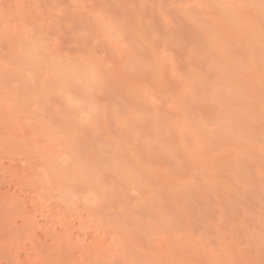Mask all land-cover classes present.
<instances>
[{
	"label": "snow or ice",
	"instance_id": "6c2138e0",
	"mask_svg": "<svg viewBox=\"0 0 264 264\" xmlns=\"http://www.w3.org/2000/svg\"><path fill=\"white\" fill-rule=\"evenodd\" d=\"M149 7L153 15L145 22ZM10 9L27 12L21 15L18 11L10 13ZM192 9L201 10L203 16L193 15ZM222 23L246 39V60L236 61L233 49L219 31ZM0 30L7 49L2 61L6 115L32 104L43 110L48 117L42 121L48 129L45 138L59 153L49 159L44 175L50 185L55 177L69 192L81 194L73 200V208H79L81 200L91 210H102L108 204L123 208L129 191L131 196L140 197L138 188L153 187L149 167L142 164L137 153L141 143L146 151H154L160 146L161 136L171 137L181 117L187 122L190 110L210 99L209 114L198 120V129L184 142V151L202 165L205 175L201 179L211 183L219 162V154L211 149L217 142L228 140L237 154L232 169L234 187L251 189L258 176L261 188V259L238 258L217 264H264V0L9 4L0 11ZM68 36L74 38L75 54L65 50ZM212 55L222 59L210 72L208 60ZM257 78L262 134L258 170L253 167L254 139L240 118L255 109ZM21 79L26 84L23 94L18 91L17 81ZM221 80L233 84L244 80L246 84L240 89ZM109 94L132 96L139 102L121 109L105 102ZM233 97H238V105L231 102ZM114 123L121 135L113 130ZM150 126L156 128V135L149 134L145 139L139 129ZM100 137L112 149L100 154L86 152V142ZM125 146H130L134 163L122 160ZM172 159H177L175 154ZM122 166L128 189L118 187L109 175ZM196 180L183 161L168 169L167 182L175 192L187 189ZM112 223L115 228L121 226L119 219ZM38 264L60 262L42 259ZM123 264L175 262L133 258Z\"/></svg>",
	"mask_w": 264,
	"mask_h": 264
},
{
	"label": "bare ground",
	"instance_id": "6f19581e",
	"mask_svg": "<svg viewBox=\"0 0 264 264\" xmlns=\"http://www.w3.org/2000/svg\"><path fill=\"white\" fill-rule=\"evenodd\" d=\"M200 2L258 3L259 0H184L181 3ZM27 3L36 4L34 0H0V11L4 5H27ZM9 11L10 13L18 11L21 15L27 12L26 9H10ZM192 14L203 16L199 9H192ZM219 31L229 47L233 49L236 61L246 60L247 41L243 35L232 26L223 23L219 25ZM5 51H7L5 38L0 30V262L3 264H7L8 261H13L14 264H38L42 259H48L59 261L60 264H94L95 261L100 263L102 260L112 264V261L127 260L124 252L129 247H134L137 253L143 255L148 261H171L175 264H217V262L233 259L227 252L229 246L224 245V242L220 243V251L208 249L205 244L198 241L190 242L189 246L193 253V258H190L175 252L164 235L158 236L155 233H152L154 237L150 238L153 242V249H143L137 247L135 243L124 242L117 228L112 226L105 230L96 222L93 210L84 206L82 200L79 208H73V200L81 194L69 192L67 186L55 181V177L50 185L48 178L44 175V170L49 167V159L59 153L56 152L51 141L45 138L44 133H47L48 129L43 127L42 121L48 117L43 110L32 104L30 107L6 115L2 86V61ZM238 54L241 57H237ZM213 57L215 63L222 59L219 55H213ZM17 83L18 91L23 94L26 89L25 81L21 79ZM220 83L240 89L245 87L240 82L233 84L230 80H221ZM256 89L258 92V78ZM125 96L134 104L139 102L135 97ZM257 101L259 109V96ZM142 102L147 103L146 100ZM187 125L181 117L177 126L173 128L175 142L183 157L193 165V170L202 177L205 175L202 165L192 160L184 151V142L188 136ZM88 147L89 142L87 141L86 148ZM259 147H252V150L258 151ZM221 148H228L232 151V163H228L231 166L237 158L233 146L214 147L211 152L216 153ZM123 151L125 155L122 160L126 163H134L135 156L131 148L125 146ZM140 160L143 165L149 167V174L153 177V187L138 188L141 196L134 197L133 206L141 208L152 198L166 196L175 211H181L176 198L178 192L171 190L168 185L167 170L159 165ZM122 167H120L122 178L126 179V169ZM228 167L225 168L224 165L225 169ZM220 174L222 175L221 172ZM215 179L211 183L201 179L200 184L208 189H213V187L215 189L218 183ZM126 184L128 185L127 182ZM221 187L219 186L223 190ZM220 189L216 188L217 191Z\"/></svg>",
	"mask_w": 264,
	"mask_h": 264
},
{
	"label": "rangeland",
	"instance_id": "374dc122",
	"mask_svg": "<svg viewBox=\"0 0 264 264\" xmlns=\"http://www.w3.org/2000/svg\"><path fill=\"white\" fill-rule=\"evenodd\" d=\"M183 1L184 0H34L36 4L41 5H67L73 3L153 5L160 3L178 4ZM27 5H32V3H27ZM152 15L153 9L149 7L146 10L145 22H147V19L152 17ZM195 42L197 44L200 43L199 40ZM64 47L69 54H75L76 44L72 36L66 37ZM237 57H241V55L238 54ZM213 59L214 57L212 55L208 60L210 72L213 71L216 64ZM213 76L215 75L213 74ZM239 82L242 85L246 84L244 80ZM104 99L106 103L116 105L121 109L126 108L130 104H134L125 95L109 94ZM231 102L234 105L240 103L238 97H233ZM210 104L211 100L209 99L207 104L200 103L195 105L188 113L187 139L191 138V134L193 133L191 130L198 129V120L201 116H207L209 114ZM257 105L258 101L256 102L254 110L242 113L240 116L245 125V131L250 132L254 139L252 147L256 148L260 146L259 142L262 135ZM173 120H175L174 117ZM113 130L117 135H121L115 123L113 124ZM139 132L145 139L149 134L155 137L156 128L151 126L142 127L139 129ZM88 142L89 147L86 148V152L90 151L93 154H100L110 151L111 149L109 144L104 143L103 137L94 140L90 139ZM230 146H233L231 142L223 140L214 144L212 148ZM219 150L220 151L216 152L219 154L217 157L219 161L217 164L218 171L216 172L218 174L215 176V182L218 183L217 186L215 185V189L213 186V189L211 187V189H208L200 184L201 175L193 170V165L183 157V154L178 149L173 132L171 137L161 136L160 146L154 151H146L141 143V147L137 150L140 159L159 165V167L166 169L167 172L169 168H174L180 161H183L188 171L196 175V182L187 189L179 191L176 195L181 211H175L171 201H169L166 196L152 198L141 208L134 207V196H131V192L129 191L127 199L123 202V208L120 204H108L102 210H93L96 222L107 230L113 226L112 221L119 219L121 226L117 229L121 233L124 242L135 243L137 247L147 250L153 249V242L150 241V238H153L154 234L152 233H155L158 236L164 235L175 252L190 258H193V253L189 246L190 242L198 241L201 244H205L208 249L216 251L221 250L220 243L224 242V245L229 246L227 252L231 254L233 259L243 258L259 261L261 259V188L258 176L254 187L251 189L234 187L232 169L235 163L230 166L233 159L232 151L228 148H221ZM172 154H175L177 159H172ZM252 157L255 161L253 167L257 170L260 163L259 150H252ZM222 165L223 169L229 167L223 170ZM222 171L226 172L223 173ZM109 175L118 187H123L125 189L129 188L126 184V179L122 178L121 168L113 170ZM218 184L223 187V190L219 188ZM217 187L220 190L217 191ZM216 231H219V233H216ZM124 253L126 254V258H128L127 260L133 258L147 260L143 255L138 254L134 247H129ZM117 261L123 264L122 260ZM94 264L109 263L102 260L100 263L95 261Z\"/></svg>",
	"mask_w": 264,
	"mask_h": 264
}]
</instances>
